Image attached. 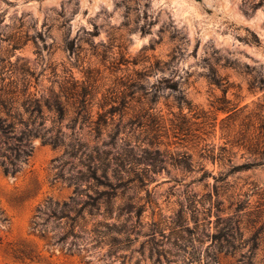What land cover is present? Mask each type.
<instances>
[{"label":"rangeland","instance_id":"rangeland-1","mask_svg":"<svg viewBox=\"0 0 264 264\" xmlns=\"http://www.w3.org/2000/svg\"><path fill=\"white\" fill-rule=\"evenodd\" d=\"M261 223L264 0H0V264H243Z\"/></svg>","mask_w":264,"mask_h":264},{"label":"trees","instance_id":"trees-1","mask_svg":"<svg viewBox=\"0 0 264 264\" xmlns=\"http://www.w3.org/2000/svg\"><path fill=\"white\" fill-rule=\"evenodd\" d=\"M199 1V0H198ZM50 110L52 107H48ZM55 112L58 114L59 119L62 120L65 116L64 109L61 106H58L55 108ZM99 128V125H98ZM58 133H62L61 130L58 131ZM37 136V135H35ZM45 143L58 146L59 145V138H46L42 137ZM61 144V143H60ZM99 162H101V167L103 170V176L108 177L107 171L109 168V164L105 162V160L99 159ZM119 165V164H118ZM121 166V165H119ZM122 167V166H121ZM123 168V167H122ZM115 174L117 173V169L113 171ZM96 173H93V178L97 179ZM260 221L256 222L254 221V224H252V228L254 229L255 224H258ZM231 226V225H230ZM264 230V223H261L260 227L255 232V235L252 236L250 240L253 241V245L251 249L244 254L240 259L239 262H242L243 264H264V248L262 249V245L264 246V242L261 240L260 235ZM233 228H229V230L226 232V234L222 237L221 242L225 249L228 251H231L232 255H236V253L239 250L240 245L235 244V240L233 237ZM255 251L261 252L260 254H256ZM8 257L12 260V262L16 264H39L40 262V255L38 254L36 248L33 244L30 242L21 240L15 243H11L8 247Z\"/></svg>","mask_w":264,"mask_h":264}]
</instances>
